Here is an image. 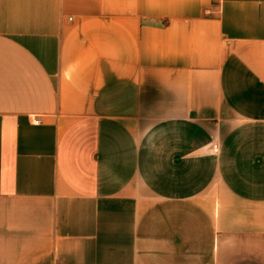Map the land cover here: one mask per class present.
<instances>
[{"label":"crops","instance_id":"crops-1","mask_svg":"<svg viewBox=\"0 0 264 264\" xmlns=\"http://www.w3.org/2000/svg\"><path fill=\"white\" fill-rule=\"evenodd\" d=\"M0 264H264V0H0Z\"/></svg>","mask_w":264,"mask_h":264},{"label":"built area","instance_id":"built-area-1","mask_svg":"<svg viewBox=\"0 0 264 264\" xmlns=\"http://www.w3.org/2000/svg\"><path fill=\"white\" fill-rule=\"evenodd\" d=\"M34 121H35V122H37V121H38V119H37V118H35V119H34Z\"/></svg>","mask_w":264,"mask_h":264}]
</instances>
